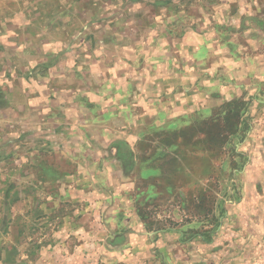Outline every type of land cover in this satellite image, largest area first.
<instances>
[{
    "label": "rangeland",
    "instance_id": "1",
    "mask_svg": "<svg viewBox=\"0 0 264 264\" xmlns=\"http://www.w3.org/2000/svg\"><path fill=\"white\" fill-rule=\"evenodd\" d=\"M35 11L134 151L90 263L262 264L264 0H0V27Z\"/></svg>",
    "mask_w": 264,
    "mask_h": 264
},
{
    "label": "crops",
    "instance_id": "2",
    "mask_svg": "<svg viewBox=\"0 0 264 264\" xmlns=\"http://www.w3.org/2000/svg\"><path fill=\"white\" fill-rule=\"evenodd\" d=\"M59 12L57 19L67 15ZM29 15L0 27V264H91L89 235L103 245L119 224L114 172L129 170L134 151L99 133L111 117L89 103L72 58L57 55L69 43L57 40L51 12L43 25L45 12L35 11L20 27ZM27 30L33 38L24 40Z\"/></svg>",
    "mask_w": 264,
    "mask_h": 264
},
{
    "label": "built area",
    "instance_id": "3",
    "mask_svg": "<svg viewBox=\"0 0 264 264\" xmlns=\"http://www.w3.org/2000/svg\"><path fill=\"white\" fill-rule=\"evenodd\" d=\"M262 264H264V261H263V263Z\"/></svg>",
    "mask_w": 264,
    "mask_h": 264
}]
</instances>
